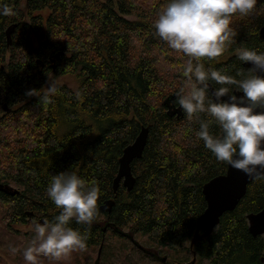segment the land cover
Listing matches in <instances>:
<instances>
[{
    "label": "trees",
    "instance_id": "16d2710c",
    "mask_svg": "<svg viewBox=\"0 0 264 264\" xmlns=\"http://www.w3.org/2000/svg\"><path fill=\"white\" fill-rule=\"evenodd\" d=\"M167 2L0 0V7L12 9L0 15V185L7 190H0V233L15 234L12 227L34 219L52 221L59 209L46 189L52 174L68 170L101 191L92 222L73 218L69 224L88 237L81 251L101 246L99 264H147L152 257L129 240L136 235L191 256L187 264H264V237H253L246 220L264 209V177L247 185L211 232L199 229L206 207L202 186L223 175L227 163L196 135L201 120L211 117L189 119L171 103L185 86L188 58L155 34L153 21ZM263 26L264 0H257L249 15H233L236 36L224 53L202 62L242 79L248 72L237 50L264 52ZM34 33L41 39L36 47ZM61 76L75 85L56 83L49 93L50 77ZM142 128L148 134L141 157L130 164L133 188L120 185L113 194L119 159ZM210 131L220 134L214 122ZM113 243L120 245L117 253Z\"/></svg>",
    "mask_w": 264,
    "mask_h": 264
},
{
    "label": "clouds",
    "instance_id": "9594fccd",
    "mask_svg": "<svg viewBox=\"0 0 264 264\" xmlns=\"http://www.w3.org/2000/svg\"><path fill=\"white\" fill-rule=\"evenodd\" d=\"M256 4L257 0H168L153 21L155 34L188 58L183 67L185 86L171 103L178 104L189 119L207 113L211 120H201L196 135L216 160L253 178L264 174V75L258 74L264 73V52L246 47L237 50L238 59L252 65L247 75L238 73L242 79L206 67L201 58L221 56L236 36L230 27L233 15H249ZM11 12L7 5L0 7V15ZM209 81L220 86L210 91ZM229 85L243 95H235ZM48 91H56L53 83ZM213 122L219 126V135L210 131ZM46 192L59 214L52 221L33 220L34 237L23 250L26 264H39L41 254L59 259L85 250L87 235L69 224L73 218L90 224L101 195L97 184H86L76 171L68 170L52 174ZM10 251L17 248L10 245Z\"/></svg>",
    "mask_w": 264,
    "mask_h": 264
},
{
    "label": "water",
    "instance_id": "95a60500",
    "mask_svg": "<svg viewBox=\"0 0 264 264\" xmlns=\"http://www.w3.org/2000/svg\"><path fill=\"white\" fill-rule=\"evenodd\" d=\"M261 39H264V26L259 32ZM59 54L57 55V57ZM243 66L245 68L251 67L250 62H244ZM264 75V73H258ZM210 85L209 90H212ZM235 95L241 96L242 92H234ZM174 96L170 100H173ZM222 99H227V97H222ZM4 111L7 112L5 105H3ZM148 130L147 128H142L135 138L134 142L128 145L122 153V156L119 159V167L116 177L113 180L112 192L113 194L117 193L118 187L121 185L123 188L129 192L134 185V178L131 174L130 164L139 159L142 155L143 149L146 144ZM259 177H264L262 174ZM255 178L258 177H248L242 171L235 169L227 164L226 172L223 175L214 177L209 180L202 186V194L206 202V207L202 215L198 219L199 229L205 233L211 232L219 224L220 217L225 212H230L234 210L241 198L244 196L247 185L252 182ZM0 190L6 189L0 185ZM112 202H106L104 209L110 211ZM248 231L253 237L263 236L264 235V209L256 214H249L246 216ZM129 240L132 244L141 250L143 253H146L142 247H140L132 237H129ZM101 254V246L97 251V256L94 261V264H99ZM148 254V253H147ZM164 261V260H163ZM261 261L264 263V256L261 258Z\"/></svg>",
    "mask_w": 264,
    "mask_h": 264
},
{
    "label": "rangeland",
    "instance_id": "374dc122",
    "mask_svg": "<svg viewBox=\"0 0 264 264\" xmlns=\"http://www.w3.org/2000/svg\"><path fill=\"white\" fill-rule=\"evenodd\" d=\"M126 18L129 20H135V17L133 16H129ZM33 45L35 47L37 46L35 37L33 38ZM49 83H64L69 85L70 87H73L75 85V80L70 76H61L57 78L50 77L45 88L46 90H48ZM1 228L2 227L0 226V231ZM12 229L17 233L12 235L3 234L4 232L0 233V264H26L23 259V250L26 246H28L29 242L32 241L34 237L33 227L31 224H28L26 226H14L12 227ZM2 240H4L5 243H3ZM133 240L152 257L150 259H146L147 264H178L180 262L181 264H187L192 259L191 256H187L185 255V253L177 256L175 254H172L168 250L159 249L146 237L136 235L133 236ZM10 245L15 246L17 248V251H10ZM111 248L113 250V253H117L120 249V245L117 243H113ZM138 251L143 255L141 250L138 249ZM96 256L97 249L95 248H92L88 251L76 250L59 259L53 258V262H51L50 260H44L43 257H45V255L41 254L39 257V264H92L95 261ZM195 264L210 263L202 261L198 263L196 262Z\"/></svg>",
    "mask_w": 264,
    "mask_h": 264
},
{
    "label": "flooded vegetation",
    "instance_id": "af4514ba",
    "mask_svg": "<svg viewBox=\"0 0 264 264\" xmlns=\"http://www.w3.org/2000/svg\"><path fill=\"white\" fill-rule=\"evenodd\" d=\"M33 35H34L33 38L35 37L36 38V41L37 40H40V36L36 35L35 33Z\"/></svg>",
    "mask_w": 264,
    "mask_h": 264
}]
</instances>
